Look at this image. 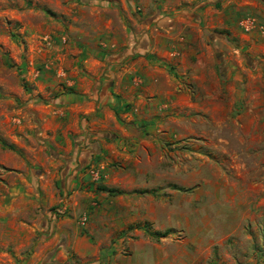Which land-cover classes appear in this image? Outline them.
<instances>
[{
    "label": "rangeland",
    "instance_id": "1",
    "mask_svg": "<svg viewBox=\"0 0 264 264\" xmlns=\"http://www.w3.org/2000/svg\"><path fill=\"white\" fill-rule=\"evenodd\" d=\"M211 41L214 70L195 53ZM99 55L153 71L107 122L113 143L132 113L136 137L90 168L84 222L144 264H264V0H0L1 182L11 157L37 163L41 107L71 101Z\"/></svg>",
    "mask_w": 264,
    "mask_h": 264
},
{
    "label": "crops",
    "instance_id": "2",
    "mask_svg": "<svg viewBox=\"0 0 264 264\" xmlns=\"http://www.w3.org/2000/svg\"><path fill=\"white\" fill-rule=\"evenodd\" d=\"M213 46L212 41L207 44L205 54L195 51L198 66L216 69ZM107 59L99 55L87 61L83 83L71 101L63 96L41 107L44 115L35 138L46 141L39 147L37 163L11 157V178L0 181V264H144L141 246L131 248V257L124 256L98 238L102 228L80 216L84 208L96 212L90 168L104 162L99 158H106L109 147L136 137L132 113H124L125 123L115 120L119 132L114 144L108 142L107 122L116 119L114 110L125 103L142 101L135 75L153 71L138 69L141 57L129 66L119 65L118 57ZM24 146L29 152L33 149ZM151 264L160 260L152 259Z\"/></svg>",
    "mask_w": 264,
    "mask_h": 264
},
{
    "label": "trees",
    "instance_id": "3",
    "mask_svg": "<svg viewBox=\"0 0 264 264\" xmlns=\"http://www.w3.org/2000/svg\"><path fill=\"white\" fill-rule=\"evenodd\" d=\"M96 191L105 192V193H107V195H110V196H116V195H120V194L124 193V191L122 189H119L116 187L106 186L104 184L97 185Z\"/></svg>",
    "mask_w": 264,
    "mask_h": 264
}]
</instances>
